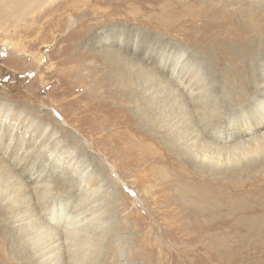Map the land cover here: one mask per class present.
<instances>
[{
    "label": "rangeland",
    "instance_id": "1",
    "mask_svg": "<svg viewBox=\"0 0 264 264\" xmlns=\"http://www.w3.org/2000/svg\"><path fill=\"white\" fill-rule=\"evenodd\" d=\"M34 2L0 7V264H189L198 222L168 213L188 199L158 180L163 160L217 215L224 194L244 201L223 216L241 263L223 260L264 264V216L245 204L264 209V0ZM212 8L229 25L208 27ZM255 39L254 56L234 49Z\"/></svg>",
    "mask_w": 264,
    "mask_h": 264
},
{
    "label": "bare ground",
    "instance_id": "2",
    "mask_svg": "<svg viewBox=\"0 0 264 264\" xmlns=\"http://www.w3.org/2000/svg\"><path fill=\"white\" fill-rule=\"evenodd\" d=\"M4 0H0V7H4V5L2 6V2ZM10 1V0H8ZM24 2V0H22ZM30 0H27V2H29ZM32 1H35L37 3V1L39 0H32ZM7 2V1H5ZM34 2V3H35ZM66 2V1H64ZM81 2H87L89 5L88 7H94L96 8L97 4L96 3H102V0H97L95 1L93 4L92 0H72V2H69L67 5L69 8H76L78 4H80ZM106 2V1H105ZM107 3V2H106ZM112 3V2H111ZM6 4V3H5ZM14 4V3H13ZM20 4V3H19ZM29 4V3H28ZM31 4V3H30ZM62 4V3H61ZM85 4V3H84ZM9 5V4H8ZM25 5V4H23ZM40 5V4H39ZM101 5V4H99ZM21 6V5H20ZM27 6V5H26ZM29 6V5H28ZM33 6V5H32ZM62 6V5H61ZM16 8V7H14ZM25 8V7H24ZM29 8V7H28ZM64 8V7H63ZM98 8V7H97ZM12 9V8H11ZM18 9V8H17ZM178 9V8H177ZM22 10V9H21ZM34 10V9H33ZM77 10V8H76ZM204 10V9H203ZM212 11H214L213 13V16L212 15H207V19H205L206 21V24L207 26H215V27H218L219 28V25H221L222 23H227V19L226 18H219V16H215V13L216 14H219L216 9L212 8V9H208ZM6 11V10H5ZM10 11V10H9ZM20 11V10H19ZM200 11V9H199ZM206 11V9H205ZM216 11V12H215ZM14 12V11H13ZM189 12V11H188ZM201 12V11H200ZM207 12V11H206ZM1 13V12H0ZM9 13V12H8ZM5 14V13H4ZM22 14V13H21ZM209 14V13H208ZM230 14V12H229ZM8 15V14H7ZM204 15V14H203ZM238 15V14H237ZM5 16V15H4ZM3 16V17H4ZM202 16V15H201ZM41 17V16H40ZM217 17V18H216ZM234 17V16H233ZM216 18V19H214ZM229 18V17H228ZM239 18V17H237ZM204 19V18H202ZM194 20V19H193ZM192 20V21H193ZM198 20V19H197ZM201 20V19H200ZM67 22H69V27L72 26V24L74 23V21L72 19L69 18V20H66ZM65 21V22H66ZM199 21V20H198ZM229 21V20H228ZM234 22V21H233ZM247 22V21H245ZM264 22V21H263ZM252 23V22H251ZM62 24V23H61ZM65 24V23H63ZM199 24V23H198ZM205 24V23H204ZM228 24V23H227ZM253 24V23H252ZM229 25V24H228ZM231 25V24H230ZM241 25H244V24H241ZM254 25V24H253ZM191 26V24H190ZM225 28L227 26H224ZM253 27V26H252ZM243 28V27H242ZM241 28V29H242ZM199 29V28H198ZM208 29V28H207ZM232 29V28H231ZM234 29V28H233ZM236 29V28H235ZM245 29V28H244ZM202 30V29H201ZM219 31V29H217ZM259 30V29H258ZM227 31V30H226ZM233 31V30H232ZM240 31V30H239ZM250 31V30H249ZM193 32V31H192ZM216 32V31H215ZM242 32V31H241ZM244 32V31H243ZM248 32V31H247ZM251 32V31H250ZM191 33V32H190ZM195 33V32H193ZM197 33V32H196ZM200 33V32H199ZM211 33V32H210ZM223 33V32H222ZM237 33V32H236ZM249 33V32H248ZM253 33V32H252ZM192 34V33H191ZM235 34V33H234ZM241 34V33H240ZM251 35V34H250ZM203 36V35H202ZM218 36V35H217ZM242 36V34H241ZM240 36V37H241ZM245 36V35H244ZM261 36V35H260ZM208 37V36H207ZM222 37V36H220ZM230 37V36H229ZM218 38V37H216ZM227 38V37H226ZM243 38V36H242ZM246 38V37H245ZM248 38V37H247ZM221 39V38H220ZM224 39V38H223ZM249 39V38H248ZM252 39V38H251ZM200 40V39H198ZM211 40V39H210ZM245 39L242 40V42L244 41ZM247 40V39H246ZM201 42V41H200ZM209 42V41H208ZM258 43V40H250L248 41V43H246L245 45H241L240 46H236L234 47L235 50H237V52H243L247 55H253L252 53L255 51V48H256V44ZM207 45V44H206ZM218 45V44H217ZM208 49V47H207ZM209 54V53H208ZM223 54V53H222ZM254 56V55H253ZM181 57H183V55H181ZM177 63V62H176ZM172 66V65H171ZM174 69L176 68V66L174 65L173 67ZM175 71V70H174ZM173 71V72H174ZM263 77V76H262ZM121 78H124L123 76H121ZM184 78V77H182ZM188 79V78H187ZM193 79V78H192ZM190 87V84L187 85ZM260 87V86H259ZM263 87V88H262ZM262 89H264V86H261ZM190 89V88H189ZM191 92L189 94H191L192 96V99L195 101V100H200L204 95H205V87L203 85V81L199 79H197L194 83V85L191 86ZM230 92H232V90H230ZM261 94L264 96V90L263 92H261ZM188 97V96H187ZM227 100H231L227 97ZM103 124V123H102ZM247 132V131H246ZM249 132V130H248ZM130 135V134H129ZM179 137H180V133H179ZM127 140H129V138H127ZM141 140V139H139ZM128 143V142H127ZM136 144V143H135ZM134 144V145H135ZM132 146V145H131ZM42 148V146H40ZM134 147V146H133ZM140 147V146H139ZM129 148V147H128ZM132 148V147H131ZM130 149V148H129ZM131 150V149H130ZM186 150L188 151V153H190V155H192L193 157H191L189 160H186L185 163L188 164V161H193V162H196L198 161L196 158V155H195V150L192 149V147H187ZM134 151V150H133ZM143 152V151H142ZM145 152V151H144ZM136 153V152H135ZM129 155V154H128ZM160 155V154H159ZM134 156V155H133ZM136 156V155H135ZM140 156V155H139ZM146 156V155H145ZM158 156V155H157ZM14 160L20 164L21 163V166L23 167V172H24V175H25V178L28 180V181H31L35 186L36 188H40L41 186V183L43 182V178L45 176H43V172L40 171V169H38L36 167V164L35 162H32L31 164L28 162V163H24L22 165V161H21V158L17 155H14ZM60 159V158H59ZM132 159V158H131ZM156 159V158H154ZM167 160H169L168 158H166ZM153 160V159H152ZM35 161V160H34ZM159 161V160H158ZM31 162V161H30ZM131 162V161H130ZM164 162V165L166 166H161L160 168L158 169H154V173L158 174L157 178L159 180V178L161 180H163V182L166 184L167 187H171L170 189L173 188V195H176L177 193V190H178V193L179 192H182L181 194L184 195V197H186L188 199V201H185L184 205L182 208L180 209H177V210H173V209H168V213H175V214H181L182 216L183 215H191L193 217H196L197 218V222L198 223H195L192 228H191V232L188 234L189 237H188V244H189V258H190V262L189 264H232L230 262L226 263L224 262V258L228 255H233V254H237L235 256H239V259L235 262V263H238L240 261V251H237V243L235 240L234 243H230L228 242L226 244V246L224 245V240L225 239H228L226 235H224L225 233H223V216L225 214V211L226 210H229L228 212H234L236 210V208H239L241 207V205H243L244 201L236 198V200H228V197H226V195L224 194V197H223V200L220 202L221 204L220 205H217V207L219 208V215H217L215 209H214V203L213 202H208L206 206H201L199 203H198V200L201 199L200 196L195 192V190H193V188H190L189 187V183L187 182V180L185 179V176H183V174H175L174 173V169H172V166H171V163L170 161H166V160H163ZM152 163V162H151ZM128 164V163H127ZM135 164V163H134ZM131 165V164H130ZM151 167V166H150ZM87 173V172H86ZM155 174V175H156ZM87 177V176H86ZM162 182V183H163ZM188 183V184H187ZM166 187V188H167ZM171 191V190H170ZM192 198V200H190ZM260 201H250L248 202V199L245 201V204H248V207H247V210H248V213L253 216V217H257V216H264V209H260L258 208V206H256V204H258ZM249 203L253 204L249 205ZM224 212V213H223ZM257 215V216H255ZM16 218V217H15ZM18 218V217H17ZM16 218V219H17ZM51 218V217H49ZM254 219V218H253ZM261 220H264L263 217L260 218ZM257 220V219H256ZM21 222V221H19ZM51 222V221H50ZM65 222V221H64ZM244 222V221H243ZM77 223H78V219L76 218H72L68 221L65 222L64 224V229H68L69 231H71L73 228H75L77 226ZM246 226V225H245ZM238 227V226H237ZM236 227V228H237ZM226 228V227H225ZM241 228V227H240ZM56 229V228H55ZM239 229V228H238ZM25 230V229H24ZM29 231V230H27ZM236 231V230H235ZM233 231V232H235ZM240 231V230H239ZM227 232V231H226ZM242 234V233H241ZM244 234V233H243ZM249 234V233H248ZM10 237H12L11 235L12 234H9ZM28 235V234H27ZM39 235V234H38ZM31 236V235H30ZM36 236V235H35ZM243 236V235H242ZM2 237V236H1ZM229 237V236H228ZM30 238V237H29ZM60 238V237H59ZM245 238H247V236H245ZM250 238V237H249ZM253 238V237H252ZM15 239V238H14ZM37 239V238H36ZM230 239V238H229ZM233 239V238H232ZM243 239V238H242ZM16 240V239H15ZM29 240V239H28ZM257 240V239H256ZM260 240V239H259ZM39 242V240H37ZM36 241V242H37ZM232 241V240H231ZM241 241V240H239ZM238 241V242H239ZM248 241V240H247ZM14 242V241H13ZM21 242V241H20ZM24 242V241H22ZM43 242V241H42ZM42 242L40 244H42ZM246 242V241H244ZM250 242V240L248 241ZM212 243L211 246L213 247H209V245ZM15 244V243H14ZM35 244V243H34ZM38 244V243H37ZM59 244V243H58ZM242 244V242H241ZM248 244V243H246ZM252 244V243H251ZM24 245V244H23ZM30 245V244H29ZM32 246H34L32 243H31ZM30 245V246H31ZM39 245V244H38ZM47 245V244H46ZM256 245V244H255ZM37 246V245H36ZM43 247V246H42ZM52 247V246H51ZM31 248V247H30ZM39 248V246H38ZM12 249V248H10ZM32 249V248H31ZM36 249V248H34ZM33 249V251H34ZM262 249V248H261ZM37 250V249H36ZM35 250V251H36ZM40 250V249H39ZM256 250V249H254ZM34 251V252H35ZM66 251V250H65ZM62 252V251H61ZM67 252V251H66ZM15 253V251H14ZM13 253V254H14ZM63 253V252H62ZM70 253V252H68ZM247 252L245 251V254ZM18 254V253H17ZM16 254V255H17ZM31 254V253H29ZM25 255V254H24ZM26 256V255H25ZM69 256V255H68ZM18 257V256H17ZM21 257V256H20ZM27 257V256H26ZM33 257V256H32ZM60 257V256H59ZM244 257V256H243ZM247 259L248 257L245 256ZM31 258V257H30ZM188 258V259H189ZM25 259V258H24ZM28 259V258H27ZM44 259V258H43ZM49 259V257H48ZM52 259V258H51ZM50 259V261H52ZM55 259V258H54ZM64 259V258H63ZM22 260V259H21ZM29 260V259H28ZM35 260V259H34ZM33 260V261H34ZM40 260V259H39ZM42 260V259H41ZM71 260V259H70ZM251 260V262L253 264H255L253 261H252V257L249 258V261ZM45 261V260H44ZM47 261V260H46ZM57 261V260H56ZM62 261V260H61ZM68 261V260H67ZM247 261V260H246ZM20 262V261H19ZM29 262V261H28ZM43 262V260H42ZM91 262V261H90ZM31 263V262H30ZM66 263V262H65ZM251 263V264H252ZM22 264V262H21ZM26 264V263H24ZM28 264V263H27ZM71 264V263H70ZM89 264V263H88ZM245 264H248V262ZM256 264H260L259 262L256 263Z\"/></svg>",
    "mask_w": 264,
    "mask_h": 264
}]
</instances>
